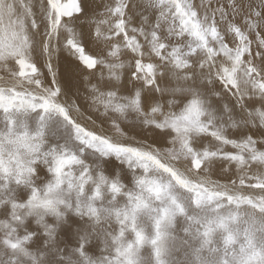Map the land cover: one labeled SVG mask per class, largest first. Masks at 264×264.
I'll return each mask as SVG.
<instances>
[{"label":"snow or ice","instance_id":"1","mask_svg":"<svg viewBox=\"0 0 264 264\" xmlns=\"http://www.w3.org/2000/svg\"><path fill=\"white\" fill-rule=\"evenodd\" d=\"M0 264H264V0H0Z\"/></svg>","mask_w":264,"mask_h":264}]
</instances>
